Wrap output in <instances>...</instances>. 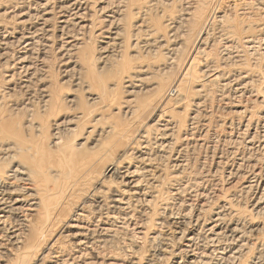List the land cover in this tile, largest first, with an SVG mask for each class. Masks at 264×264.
I'll return each instance as SVG.
<instances>
[{
	"label": "bare ground",
	"instance_id": "bare-ground-1",
	"mask_svg": "<svg viewBox=\"0 0 264 264\" xmlns=\"http://www.w3.org/2000/svg\"><path fill=\"white\" fill-rule=\"evenodd\" d=\"M221 1L0 0V264H142V258L131 251L130 245L134 238L144 236L146 229H141L138 221L143 218L148 225L150 220L147 217L155 214L151 207L158 203L163 211L170 208L169 203L170 206L189 208H182V211L179 210L181 213L174 210L167 215L170 219H179L190 230L175 238L176 241L184 239L186 244L184 250H179V253L182 252V255L178 253L179 261L171 264H229L248 255L250 250L244 248L249 241L246 237L258 228L252 219L264 215V157L252 159L255 150L262 147L264 135L257 137V132L264 125L258 126V122L253 121L252 112L250 115L242 111L234 112L238 116L234 125L243 127L245 133L253 130L245 138L247 142L243 146V150L249 153H241L230 144L232 147L228 146L224 158L219 157L222 165L231 163L227 176L247 169L246 175H242L245 177L243 182L237 188L239 195L251 196L252 206L247 213L235 209L236 205L229 199L222 200L206 213L205 200V203L198 204L197 213L190 217V199L183 200L182 192L189 193L194 189L193 185L198 184L204 188L210 177L195 181L193 189L187 187V181H182L185 186L176 184L168 193H161V190L157 191L161 189V183L156 180L160 177L159 164L156 163H160L163 155L153 156L155 154L151 155L150 150L149 153L139 151V155L134 156L127 151L114 163L110 159L99 162L127 139L128 123L120 119L132 120L151 105L148 95L154 88L141 87L144 82L139 75L147 74L149 69L154 70L148 74L150 77L166 74L177 61L181 45L173 43L170 50L160 53V60L166 59L168 67H162L164 62L151 67L143 62L134 65L133 59H144L140 51L144 55H154L158 50L166 49L169 42L179 41L188 34L193 36L191 46L197 41L200 45H209L210 35L217 43H231L229 47L233 49L239 44L243 46V43H256L257 49L264 45L263 24L254 28L261 33L255 35L250 26H242L244 21H239L235 13L234 18H228L226 13L218 19L213 18ZM175 2H181L177 6L178 11L167 15L168 5L176 8ZM156 10L159 17L165 19L162 28L156 22L139 20L141 23L133 25V32L128 31L129 19L141 18ZM211 17L217 26L213 24L215 28L212 27L211 34H208L209 30L206 32L205 28L212 21ZM241 35L246 36L240 38ZM130 39L132 42L129 44ZM128 48H135L138 52L128 57L125 53ZM203 49L198 53L207 56ZM249 50L255 52L256 49ZM234 57L239 58L238 55ZM193 59L184 66L182 79L195 71ZM256 65V60H253L249 71L225 78V73L216 70L218 67L208 71L211 67L207 64L204 70L196 71L204 78V83L196 92L203 91L206 83L210 87L230 84L232 91L244 93L248 82H252L249 76ZM258 65L259 69L264 68L260 63ZM103 69H107L113 78L110 75L104 79ZM57 77L60 81L56 80ZM110 81L113 84H109ZM119 85L126 88L128 94L129 106H125L122 113L115 108L119 99L113 94V88ZM166 92L167 95L173 93L174 104L186 101L177 82L172 87L168 83ZM83 93H86L84 99ZM14 95L21 104L11 99ZM261 98L260 102L264 105V97ZM65 109L69 110L67 114L73 115H62ZM103 109L110 112L108 117L99 114ZM114 109L116 112L112 111ZM20 115H26V118ZM112 119L118 122H110ZM193 120L191 117L188 120L190 129L195 127H192L196 122ZM160 123L163 124L159 125L156 135L163 140L158 143L159 153L170 148L168 140H171L173 131L180 128L172 118L162 119ZM88 124L90 126L84 130ZM82 133L85 135L81 140L83 143L66 137H77ZM185 150L184 146L175 149L167 167L172 173L165 176H171L174 183L185 179L182 172L186 162ZM252 151L255 153L251 154ZM133 160L144 166H131ZM122 162L127 166H123ZM75 169H78L77 173L71 172ZM94 172L96 175H93ZM102 177L110 179L109 187L89 191L88 182L90 185L93 182L98 184ZM86 194L93 200L81 202ZM209 195L203 192L196 196ZM203 212L205 217L199 224L198 219L202 218L199 214ZM62 218L68 221L66 227L70 229L64 236L67 243L62 245L54 241L50 245L52 240L48 242L51 236L48 230L55 220ZM198 224V230L203 231L202 236L197 229L194 230ZM203 225L205 227L202 228ZM168 248L169 245H166L165 250H169L171 255H178L175 254L178 249ZM254 251L256 253L249 252L243 264H264V237Z\"/></svg>",
	"mask_w": 264,
	"mask_h": 264
},
{
	"label": "rangeland",
	"instance_id": "rangeland-1",
	"mask_svg": "<svg viewBox=\"0 0 264 264\" xmlns=\"http://www.w3.org/2000/svg\"><path fill=\"white\" fill-rule=\"evenodd\" d=\"M172 1H176V0H172ZM239 1L240 0L221 1L220 5L216 8L217 11L214 13L213 18L214 17L219 18L220 16L223 15V13H226L229 16L228 18L230 17L234 18L235 15V17H238L239 21H244V24L242 26H250L252 32H255V35L261 33L264 34V30L261 31V33L256 32L257 29L254 30V28L262 24L264 26V4H263L264 0L261 1L243 0L240 2ZM180 4L181 2H175L176 8H174V5H170V6L168 5L169 10L167 11V15L168 14L171 15L174 11H178L177 6H180ZM159 16H160L159 11L156 10L146 13L141 18L133 17L128 20V25H129L128 31L130 33L133 32L134 30L133 25L135 23H137L136 25H139L141 23L139 20H145L151 23L156 22L160 24L161 27V25H164L165 19ZM213 18L210 19L212 20L210 21L211 23L209 22L210 25L207 24L208 26H206L208 29L205 28L206 32L209 30V32H207L208 34H211L212 30L217 26V23H215V19L213 20ZM213 24L214 26L215 25L216 26L214 27ZM210 36H211L210 38H212L209 39L211 43L207 46L200 45L199 41H197L194 44V46H191L190 41L192 40L193 36L188 34V36H184L179 41L176 40L173 42H169L166 49H160L154 55L152 54L144 55L143 52L141 51L139 52L140 56L143 57L144 59L140 60L138 57L133 59L134 65H138L143 62L142 64L151 67L156 63L164 62L161 64L162 67H166V66L168 67L167 65L168 63L166 59L160 60L162 59L160 53H165L166 50H170L173 46L172 45L173 43L181 45L176 55L177 63L175 62L174 64H172V66H170L171 69L166 74L160 77H153V76L150 77L148 74L153 73L154 70L149 69V71H147V74L141 73L139 75V79H142L144 85L141 86L139 84H134V86H141L147 89L154 88V91H152L148 95L149 103L151 102L150 103L151 105L147 107L146 110H144V112L134 116L132 120H127L124 118L120 119L121 122L128 123L127 131H126L127 139L123 140L120 143V145H117L113 150H111L110 153H108V155L106 154V156H104L102 160L99 161L101 163L107 159H110L114 163L116 160H119L121 158V155L123 153H126L127 151L128 153H131V156H134V154L139 155V151L141 152L147 151V153H149V150L151 155L155 154L153 156L163 155V158L161 159L160 163H156L157 165L159 164L158 170H160L159 171L160 177L156 180L157 182L161 183V189H157V191L161 190V193L164 192L168 193L176 186V184H181V183L183 184L182 181H187L189 185V186L187 185V187L191 186L192 189L193 186H195L194 189L191 192H189L190 194L188 192L185 193L182 192L183 200L187 201L188 198L190 199L189 200L190 212L188 213L190 217L194 216L197 213L196 207L198 206V204H200V202L204 201L205 203V200H206L205 203L206 213L211 211L212 208L214 209L224 199L231 200L232 204L234 206L236 205L235 209L237 210L239 209V211L241 212H246V213L248 212V210L252 206L250 203L252 200L251 196L239 195L237 189L239 188L240 184L243 182V178H245L243 176L246 175L245 173H247V169H242L238 171L237 173L233 174L234 176L233 175L227 176L226 172L228 171V169L231 168V163L229 162L226 165L225 164L222 165L223 161L219 157L224 158L225 152L229 150L228 146L232 147V145L234 149H238L241 153L244 154L249 153V151H245L243 150V148L245 147L247 142V141L245 142V140H247L245 138L249 135V133L251 134L253 130H249L247 134L245 133L246 130L244 131L243 127H237V125H234L236 122H238L237 119L238 116L234 115V112L242 111L243 113H245V115L248 114L250 115V113L252 112L251 115L253 114L252 116L253 121H255V123L258 122L257 123L258 126L262 124L264 125V117H262L263 115L262 113H264V105H262L263 103L260 102L262 100L261 96L264 97V79H263L264 73H261V70L264 68L259 69L258 67L259 66L258 63H260V66L264 67V45H262L257 49L258 45L256 43L254 44L243 43V46L239 44L242 48L239 45H236L239 47L233 49L229 47L231 43H228L226 45L222 41L217 43L215 37L212 35ZM244 36L246 35H241L240 38H243ZM212 40H214L215 43L214 41L212 42ZM131 42L132 39H130L129 44ZM96 45L98 44H95V46ZM199 45L201 47L197 49ZM153 46L156 45H152V47ZM225 46H228L229 49L225 50L224 49ZM249 48L250 49L253 48L256 50L254 52L253 50H249ZM200 49H203L208 55L204 56L203 54H199L198 50ZM135 52H138V50L135 48H128L125 51L128 57L134 55ZM235 55H238L239 58L234 57ZM182 56L183 57L185 56L186 59L183 58ZM190 59L191 60L193 59L192 62L194 64L193 71L194 70L195 71L192 73L191 76H187L182 79L181 72L184 66L189 63ZM183 60H185V62ZM237 60H239L240 63L247 64L248 66L247 65L245 66V64L241 65L239 62L236 63ZM253 60H256L257 63L256 69H254V72L249 76V79H251L252 82L250 81L248 82V86L244 90V93H237L232 91L233 90L232 85L230 84H227L226 86L223 87H210L209 84L207 85L206 83L204 84L205 89L203 88V91L201 90V92H196V90H199L200 88L199 85H202L204 83L203 82L204 78H202V74H198L196 73V71L200 69L204 70L205 68L204 66H206L207 64L211 67L210 69H208V71L211 70L212 68L218 67L216 70L225 73L224 77L229 78L233 74L244 73L249 71L251 69L249 66L251 63H253ZM1 73L2 71H0V79L2 78ZM102 73H104L102 74V76L105 75L103 77L104 79L109 78L111 75V73H109L107 69H103ZM144 77H146V80H143ZM196 77H200V79L197 80ZM111 78H113L112 75ZM56 80L60 81V77H57ZM243 80L247 81L246 79ZM176 82L179 88L182 90L186 99L185 102L178 104H174L175 99L173 97V93L167 95L168 92H166L168 88V83L172 87V85L175 84ZM109 84H113V83L110 81ZM250 86L253 87L251 88ZM113 89H114L113 94L115 98L119 99V101L117 102L119 105L115 106V108L120 109V113H122L124 107L129 106V104L127 103L128 100V94L126 93L127 89L120 85ZM135 90L137 91L138 89ZM73 94L78 95L75 92H73ZM85 97H86V93H83L82 98L84 99ZM11 99L17 100L18 103L21 104V101L18 99L16 95H14ZM112 111L116 112L115 109ZM67 113H69V110L66 111L65 109L62 115H73ZM163 113L164 115L160 117ZM99 114H103L106 117H108L110 112L103 109L99 111ZM242 116H244V114ZM20 117L26 118V115H20ZM190 117L194 119L193 121H196L198 123L196 124V122H194L195 125L194 124L192 125V127L193 126L196 127V129L194 127L195 130L192 127H191L192 129L189 128L190 122L188 120ZM168 118H172L175 123L177 122L180 128L174 130L173 134L170 137L171 140H168V142L170 141L169 143L171 144L170 148H165V150H162L159 153L158 143L162 142L163 140L162 138L159 139V137L156 136L159 133V131L157 130L159 125L163 124L160 123L161 120ZM110 122H118V120L112 119L110 120ZM230 122H232L233 124H231ZM229 123L230 125L233 126V128L232 126L229 125ZM89 126L90 124L86 125L84 127V130H86ZM189 129L191 130V133ZM259 129H258L259 132H257V137L264 135L262 134V130L264 128L259 127ZM141 135L142 136L146 135V137L141 138L140 137ZM66 137H68L69 140L75 138L76 140L79 139L81 141L83 140L85 135L84 133H82L77 137H73L72 135ZM232 139H234L233 140L234 143L232 142ZM263 141L264 138H262V142H261L262 147L260 149L258 147V149L255 150L256 153L255 151L251 152V154H253V152L255 153L252 155L253 156L252 159L255 158L256 160L257 158L263 159L264 157ZM83 142L84 141H81V143ZM179 146L182 147L184 146V148L186 149L184 154V158L186 161L185 167L182 168V172H184L183 176L185 177V179H182L181 182L180 180H178L177 183H174L172 182L173 180L171 176H165V174L172 173V170H170L167 167H169L171 164L172 161L171 156L173 155L174 150L177 149ZM138 164L139 163L134 160L130 162L131 166H138ZM122 165L127 166V163L122 162ZM143 166L144 165L141 164V167ZM77 171L78 169L71 170V172L73 173H77ZM93 175H96V172H94ZM162 176L164 177V179H162ZM207 176L210 177V179L212 180L209 179V182L206 184L207 186L205 185L204 188L199 184L193 185L196 183L195 181H199L200 179L205 178ZM109 180L110 179H108V177H106V179L105 177H102L101 182L98 184H94L93 182L90 185L88 182L89 191L94 190V188L103 189L109 187L110 185ZM182 186H185V184H183ZM235 189H237V191ZM206 191L208 192V195L210 194L208 197H201V196L198 197L199 195L196 196L197 193L200 194L203 192H205L207 195ZM237 195L238 197L236 198ZM232 196L234 197L233 198L234 200H232ZM87 200H93V197L91 198V196H87L86 194L81 198V202ZM168 206L171 209L167 208L168 210L166 209L165 211H163L159 203L156 204L155 206L153 205L151 209L154 210L155 214L153 216L149 215L147 217L148 218L147 220L148 221L150 220L148 225H146L145 223L146 221L145 222L143 221V218L141 219L142 221H138V223L140 222L141 229H146V231L140 229L141 231H144V236L142 237L140 236V239L134 238L130 245L131 247L130 249L131 251L136 252L138 255H140V257L142 258V264L147 262L148 264H171V262L173 261H179L178 259L179 254L182 255V252L181 253L179 252L185 249L184 245L186 244V242L184 241V239L181 240L178 239L176 241L175 238H179V235L183 233L185 235L187 232H190V230L186 228L188 225L187 226L185 224L183 225V223L180 222L179 219L178 220L170 219V217H168L167 215H169V213H172V211L174 212V210L178 211V212L175 211L176 213H181L179 210H181L182 208H183L182 210H186L189 208L183 207L181 205H179L180 208L178 205L170 206V203L168 204ZM204 214L205 212L199 214L200 216H202V218L199 216L200 217L198 219L199 224L202 223V220L205 217ZM68 215H70V213ZM65 218L55 220L52 225L53 227H51L48 230L51 233L48 242L52 240L50 245L54 241L59 244L66 245L67 239H65L64 236L69 233L68 230L70 229L66 227L68 221H65ZM252 223L255 224V226L258 228L257 231L255 232L250 231L248 233L246 240L249 241L247 242L248 244L244 248H246V251L250 250L251 252L256 253V251L254 250L256 249L258 242L264 237V215H260L257 219H252ZM199 224L197 225V227L194 228V230L197 229L198 233L200 232L199 235L201 234L202 236L203 231L198 230ZM206 224L207 222L204 223L205 226ZM204 225L202 226V228L205 227ZM210 226L211 225H208V227ZM166 245H169L168 249L170 250L178 249V251H176L175 254L178 253L179 254L177 256H174V254L171 255V253H169V250H165ZM246 251H244V253ZM249 252L247 253L248 255L244 256V259L229 264H243L246 257L249 256ZM117 253H119V251ZM168 255H170V257ZM262 257H263L262 260H264V256Z\"/></svg>",
	"mask_w": 264,
	"mask_h": 264
}]
</instances>
